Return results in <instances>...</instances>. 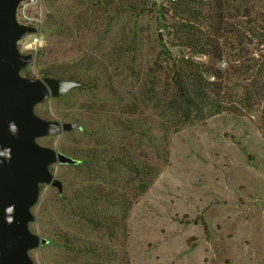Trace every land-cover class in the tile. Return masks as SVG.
<instances>
[{
	"label": "rangeland",
	"instance_id": "obj_1",
	"mask_svg": "<svg viewBox=\"0 0 264 264\" xmlns=\"http://www.w3.org/2000/svg\"><path fill=\"white\" fill-rule=\"evenodd\" d=\"M232 6L257 20L228 17L221 84L202 75L207 99L191 92L184 101L178 60L208 58L175 34L207 30L184 12L207 7L39 0L41 44L21 74L74 72L82 87L34 107L81 125L37 138L78 162L50 165L62 192L40 185L29 228L47 242L29 250L34 264H264V0ZM126 119L130 129L119 124ZM97 146L106 152L90 158Z\"/></svg>",
	"mask_w": 264,
	"mask_h": 264
},
{
	"label": "water",
	"instance_id": "obj_2",
	"mask_svg": "<svg viewBox=\"0 0 264 264\" xmlns=\"http://www.w3.org/2000/svg\"><path fill=\"white\" fill-rule=\"evenodd\" d=\"M20 1L0 0V264H34L29 250L47 242L29 228L35 220L32 207L38 201L40 185L62 192V181L50 165L77 163L70 155L38 143L37 138L81 128L76 121L45 119L34 111L36 104L63 97L82 83L21 74L34 53L20 52L18 41L37 29L17 22Z\"/></svg>",
	"mask_w": 264,
	"mask_h": 264
},
{
	"label": "trees",
	"instance_id": "obj_3",
	"mask_svg": "<svg viewBox=\"0 0 264 264\" xmlns=\"http://www.w3.org/2000/svg\"><path fill=\"white\" fill-rule=\"evenodd\" d=\"M195 0H183L185 3L194 2ZM199 5H203L208 8V12L203 13L200 10L194 9V7H186L184 11L188 14H193L203 22L207 23V30H203L200 27L195 26H184L181 28L182 32L175 34V37L182 46L188 48L193 54L204 55L208 58L206 63H201L195 61L194 59L187 57L184 58V55L178 60L180 63V68L178 71L174 72L175 74V84L180 93V96L184 101L193 100L190 94L191 92L195 93V96L200 100L207 99V95L204 91V84L200 82L202 75L210 76L213 78L212 81H207L209 87L216 86L221 84L224 71L219 66V63L223 60L224 51H225V32H226V22L230 15L233 12H241L242 17L249 23L257 20L256 16L249 15L245 8L234 9L233 4L245 1V0H196ZM188 74L186 75V73ZM43 76H52L58 78H67V79H76L79 80V75L74 72L65 76L64 74L58 71H50L48 69L43 70ZM188 80H193L194 82L189 83ZM192 90V91H190ZM76 122H78L76 120ZM79 123V122H78ZM122 129H130L133 122L129 119L121 120L120 123ZM112 150L111 147L107 148ZM106 152L101 147L97 146L92 149L90 153L91 156H99L100 154ZM117 154L123 158H127V153L120 152L117 150ZM74 158V157H73ZM76 159V158H75ZM78 162V160H77ZM127 166H133L130 160L127 161ZM135 164V163H134ZM136 165V164H135ZM109 257L114 258L113 253L106 254ZM99 264H122L117 263L115 260H110L108 263L101 262Z\"/></svg>",
	"mask_w": 264,
	"mask_h": 264
},
{
	"label": "built area",
	"instance_id": "obj_4",
	"mask_svg": "<svg viewBox=\"0 0 264 264\" xmlns=\"http://www.w3.org/2000/svg\"><path fill=\"white\" fill-rule=\"evenodd\" d=\"M39 0H21L16 9V20L21 25L32 26L37 30L18 41L20 52H35L41 44L40 25L42 19L36 15L34 9L37 7Z\"/></svg>",
	"mask_w": 264,
	"mask_h": 264
},
{
	"label": "flooded vegetation",
	"instance_id": "obj_5",
	"mask_svg": "<svg viewBox=\"0 0 264 264\" xmlns=\"http://www.w3.org/2000/svg\"><path fill=\"white\" fill-rule=\"evenodd\" d=\"M19 49V48H18Z\"/></svg>",
	"mask_w": 264,
	"mask_h": 264
}]
</instances>
